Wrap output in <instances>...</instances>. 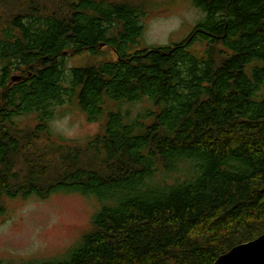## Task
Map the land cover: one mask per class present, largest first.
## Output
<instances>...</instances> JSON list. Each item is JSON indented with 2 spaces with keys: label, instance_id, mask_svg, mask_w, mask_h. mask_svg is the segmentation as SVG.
Returning a JSON list of instances; mask_svg holds the SVG:
<instances>
[{
  "label": "trees",
  "instance_id": "16d2710c",
  "mask_svg": "<svg viewBox=\"0 0 264 264\" xmlns=\"http://www.w3.org/2000/svg\"><path fill=\"white\" fill-rule=\"evenodd\" d=\"M192 3L204 16L183 39L133 49L144 5L0 0V199L101 202L64 258L37 264H213L264 232V0ZM101 43L115 59L67 66ZM66 100L101 121L87 141L51 135Z\"/></svg>",
  "mask_w": 264,
  "mask_h": 264
},
{
  "label": "rangeland",
  "instance_id": "374dc122",
  "mask_svg": "<svg viewBox=\"0 0 264 264\" xmlns=\"http://www.w3.org/2000/svg\"><path fill=\"white\" fill-rule=\"evenodd\" d=\"M144 5L142 18L144 30L133 49L172 44L183 39L204 14L192 0H113ZM192 49L202 53L204 46L195 43ZM116 53L109 46L99 47L96 54L84 51L66 56L67 66H82L102 60L115 59ZM13 73L11 75H14ZM148 102L124 104L135 116ZM49 130L58 139L84 142L100 131L101 121H90L75 101L54 103ZM34 114L15 119L22 125L35 124ZM182 171L172 173L168 180L184 177L188 163H179ZM166 175L158 173L154 180ZM5 211L0 214V264H37L41 260H58L65 257L84 232L91 227L93 214L101 207L94 195L79 192L56 191L45 198L2 196Z\"/></svg>",
  "mask_w": 264,
  "mask_h": 264
},
{
  "label": "water",
  "instance_id": "95a60500",
  "mask_svg": "<svg viewBox=\"0 0 264 264\" xmlns=\"http://www.w3.org/2000/svg\"><path fill=\"white\" fill-rule=\"evenodd\" d=\"M22 77L17 74L10 76L12 81H19ZM213 264H264V232L221 253Z\"/></svg>",
  "mask_w": 264,
  "mask_h": 264
}]
</instances>
